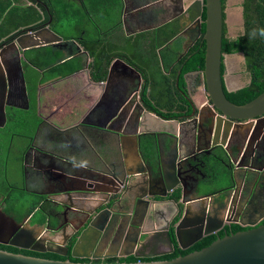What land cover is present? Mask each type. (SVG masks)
<instances>
[{
  "label": "water",
  "instance_id": "1",
  "mask_svg": "<svg viewBox=\"0 0 264 264\" xmlns=\"http://www.w3.org/2000/svg\"><path fill=\"white\" fill-rule=\"evenodd\" d=\"M203 12L205 14L204 20H202ZM128 13V9L125 6L124 16ZM222 13L221 0H192L184 12V15L187 14L188 18H184L185 24L194 23L197 26V38L202 36V42L204 44L203 70H195L184 75L185 79L188 75H198L199 85L197 88L203 92L201 95L202 100H200V97L198 100H195L192 92L188 88L189 95L185 98L187 106L184 107L183 111V115L187 114V117L184 119L179 117L167 120L163 116L149 111L147 107L141 104L138 97V88L144 80L139 71L125 60L115 58L110 62L108 67V78L112 75V71L116 67H119L124 75H130L135 78L136 88L128 90L124 97V104L132 97L135 104L134 112L126 123L125 116L130 105L127 109H123V118H121L119 125L121 126L124 120L126 123L125 132L114 128V115H112L107 123L112 125L111 128L108 126H99V128H106L117 133L119 136H134L137 142L140 140L143 141L148 150L153 148L157 152L159 151L160 161L156 162L152 159H144L142 162V171H138L142 177L132 185V189H138V192H134L135 196L130 203L132 204L130 206L132 208L131 214L136 216L137 211L141 212L146 219L149 218L151 220L150 228L143 229L139 224L136 226L138 231L136 230L132 234L133 238L129 252L97 257L96 259L127 257L132 255L138 261L134 263H75L68 259L64 261L50 260L0 250V264H264V224L257 225L258 219H254L250 223L251 228L248 230L217 238L210 245L184 256H178L175 259L164 261L146 262L141 260L167 255L174 251L175 248L169 233L171 228L174 229L177 247L181 250H186L203 237L212 235L221 229V225L218 223V218L215 214L212 220L209 221H205L202 216H198V220L193 229V224L190 223V219L186 220L183 218V215L174 226L171 225L173 218L179 210L178 203L182 202V204H186V196L192 191V189H187L188 186L189 188L193 187L189 183V176L195 177L197 171H201L206 167L207 162L201 158V154L210 155L212 150L214 151L220 147L231 160L232 153L228 148L229 144L233 145L235 151H239L240 146L247 140L250 133L252 140L254 138L256 139L259 135L262 139L264 136V91L251 101L242 105L232 103L225 95V90L231 93L243 87L241 86L235 89L228 87L226 77L221 73L222 62L225 63L222 57L225 60V57L228 56L222 55L221 52ZM171 19L174 20L177 17ZM170 21H164L155 26L154 29ZM202 25H204L203 34ZM45 33H48L47 39L43 37ZM172 40L168 43H171ZM55 43L63 45L72 44L75 46L74 50L76 54L83 53L87 55L77 41H64L61 36L48 28H45L43 32L30 29V31L17 37L13 45L17 52L20 53V51L36 49ZM50 46L53 47L55 45ZM22 80L24 81V77H22ZM96 83L102 85V82ZM249 83L250 79L247 84ZM207 112L210 114L208 115ZM3 113H5L4 109ZM148 118L159 123L157 128L153 130L147 128L146 121ZM169 124L176 125V127L170 129ZM59 158L65 161L62 157ZM257 159L261 161L260 157H257ZM232 164L234 165L233 162ZM256 171L260 172V170ZM142 174L148 175L151 180H145V177H143L145 175ZM111 178L115 179L121 185L116 175H111ZM235 178V172L233 171L230 176L233 184L235 183ZM88 180L89 178L79 177L78 181L82 185L78 186L75 183L74 185L67 186L65 190L58 193L59 195L64 194L67 197L69 205L59 202L61 205L58 204L59 206H56V216L48 214L43 225L37 223L30 224L34 212L24 218L21 223H18L14 218L6 215L0 208V245L34 253H51L57 256H67L69 253L73 259H88L91 251H97L105 244L109 246L108 244L115 243L119 246L122 238L117 236V231L108 237L102 234L104 222L106 221L103 214L112 213L115 205L126 201L128 203L130 200V196L121 192L119 188H108L106 200L98 204L94 211L88 212L82 225L76 227L73 221H68V224L64 226L59 224V218L66 210L77 213L83 208L80 207L84 200L94 198V195H97L98 190L92 189L94 185L93 183L90 184ZM244 180L246 182H252L253 186L261 185L258 178H250L248 172L244 174L242 181ZM199 183V180H196L194 186H198ZM152 184H155V189L158 192H153ZM176 191L180 193L179 200L172 198V195ZM224 193H217L203 198L209 200L211 197L216 196L221 197L224 200L223 202H226L227 198ZM47 199L50 200L49 197ZM167 200L169 204L175 207L176 213L170 219L165 218L163 224L160 225L158 219L155 217V209L163 206ZM202 200L198 198L192 202L202 205L200 203ZM150 201L157 205L155 209L153 208L151 210L150 206H148ZM141 204H144V206ZM187 205L184 210L185 214L190 211ZM102 207L104 208L101 209ZM203 210L205 213L204 206ZM97 219L102 221L101 225L96 223ZM116 224L121 229L125 228L126 225L120 220L116 221ZM68 226L70 232L66 233ZM184 227L188 228V231L185 229L182 231L181 229ZM190 233L191 235L194 234V236L192 238L189 236L184 241L183 235ZM55 237H58V239H55ZM70 239L75 240L71 246L69 244ZM123 242L125 241L123 240ZM160 245L168 247L169 251L153 252ZM148 249L152 251L147 254L139 252L140 250Z\"/></svg>",
  "mask_w": 264,
  "mask_h": 264
},
{
  "label": "flooded vegetation",
  "instance_id": "2",
  "mask_svg": "<svg viewBox=\"0 0 264 264\" xmlns=\"http://www.w3.org/2000/svg\"><path fill=\"white\" fill-rule=\"evenodd\" d=\"M53 1L56 2L58 0H53ZM126 1L128 3L126 7L129 13L124 16L123 14L124 12L123 2L124 1L122 0L121 1L122 3L121 18H120V27L123 29V31H125L126 35L129 32H131L129 35H136L138 33L140 34L138 30H147L145 32L157 30L158 28L154 29L155 26L163 23L164 21H168V20H171V21L168 23L162 24V26L170 24V23L171 24L176 23V25L178 26V32L172 38L173 40L171 39L172 41L176 40L178 37H180V35H183L185 31L187 30L189 31L187 33H190L191 43L188 47L185 46L186 47L185 51H182L181 53H178L176 55V59L174 60L175 62L173 63L172 67L178 61H180L181 58H184L185 56H187L188 53L198 43V41L201 40V43H203L202 36H199L197 38L198 36L197 26L194 25V23L185 24L184 22V18L188 19L187 14L184 15V12L188 4H190L192 0H126ZM126 1H125V4H126ZM11 2H12L11 4L13 7H18L20 9H24L25 7H28L29 5H34V4H35V7L37 8V4H41L42 10L41 12L39 11V13L42 18H40V20L32 24H29V25L17 26L16 29L12 33L8 34L9 36L8 38H6L3 42L0 41L1 42L0 43V158L4 156L3 159H1L0 171L8 172L10 170L11 172H15V168L14 167L12 168V165L13 163L18 164L19 168L16 165V171H18V173L21 175L22 185L18 187V186H15L14 183L10 184L9 182H7L8 187L12 186L13 189L21 193H30L32 195H37L38 197H41V198L44 197L41 201L43 202V200H45L48 202L47 204H49V207L47 208V213L50 215L56 216L57 214L56 206H59L58 205L60 204L59 202H62L63 204H68V199L64 194H61V195H64V197H61L60 199H55L53 201L48 200L47 197L52 196V195H49L48 192L52 190L63 191L66 189L67 186L74 185L75 183L78 186L82 185V183L79 181H78L79 183L77 182L73 183V179L71 180V182H68V181L63 182L59 179V175L60 174L61 175L71 174L72 171H75V168L80 169L81 167H83L85 170L87 169L90 170V168H88L83 161L78 162L77 160H73L71 157H65L64 155L62 157L65 161L60 160L59 157L61 156L58 153L59 149L55 146V144L58 143L60 138H63V136H66V135L59 136L56 133V131H54L53 129H51L49 132L48 127L46 126V123H44V121L42 120V116H41L43 102L45 99V95L47 93L51 92L55 87L57 88L60 87L61 89H64L65 93L67 94L65 96H57L56 99L54 100L53 107L55 109L56 108L62 109L65 107H69V105L70 106L74 105L73 106L74 110L76 109L75 111L78 112L80 109L79 105L80 106L82 105V103L78 105L80 96L82 97L85 90L88 91L87 83H83V82L78 83V80L81 81L83 77L84 78L88 77L91 81H95L93 80L91 76L93 72L92 65L94 64V58L90 56L89 51L86 50L82 45L81 47L83 51L87 53V55L83 53H79V54L74 53L75 46L72 44L63 45V44H57V43L50 44V45H55L53 47H51L50 45L42 46L36 49L20 51V53H18L15 46L13 45V42L17 37L30 31V29L33 31L43 32L45 28H48L52 30L54 33H56L57 35L59 36L61 35L58 33L57 29H55V24H58V22L55 21L50 11L51 6H52L51 0H11ZM61 2H63L66 6H71V8L73 9L72 16L74 17L73 18L74 21L77 20L78 9L83 10V13L86 12L87 13L86 16L88 17L87 22L90 23L95 29H97L99 34H106L108 30L110 32H114L115 29L117 28L115 24L113 23L114 20L112 19V17L108 19V22H109L107 25L108 30L107 29L103 30V28L99 25L100 21H98V25H97V23L94 21V18L91 17L93 13H88V11L85 8L86 6L91 5L93 3V0H61ZM225 5H226V1H225L224 8H223L224 14H225ZM106 7L110 9L112 5L109 4ZM173 17H177V19L172 20L171 18ZM133 18H135V20L130 25L128 24L125 26L126 19L127 21L130 22ZM159 20L161 21L159 22ZM225 21H226V14H225L224 22ZM2 23H3V20L0 23V26ZM72 27H74V25H72ZM127 30H128V33H127ZM14 34L16 35L13 36ZM47 34L48 33L43 34V37L46 39L48 38ZM61 37L63 38L64 41L67 40L65 39L64 36H61ZM235 37H231V38H235ZM78 38L83 39L82 36L77 37V39ZM110 38H112V36L106 37L103 39H95L96 41H102V45L98 48V52L103 51L102 57L100 58L102 60L104 59L105 56L108 55L109 49L107 47L109 45H108L107 40H109ZM72 40H75V39H72ZM168 42L163 46H166ZM148 44L149 43H146L147 48H148ZM122 45L124 47L126 46L124 42H122ZM160 48H158L157 51ZM41 53H42L43 63L46 62L44 58L47 54L49 55L48 59H50L51 61L47 65L45 66L43 65L42 69H39L34 66L33 61L35 62L40 61L39 55ZM117 54H119L118 57L112 58V55H114V52L113 54L111 53L110 62H112V60L115 58H120L124 60V58H121L120 50H118ZM236 54H232V55H236ZM243 60L245 62L244 56H243ZM70 61L73 63V65H77L78 67L73 70L69 68H67L68 70L52 69L55 66H60ZM110 62H109V65H110ZM224 66H225V72L222 75L227 77L228 72H227L225 63H224ZM108 67H107V76L102 81H95V82H102V84H107L108 91L109 90L115 91L118 89V87L116 86V84L111 83L110 77L113 75V72L115 69H120V68L116 67L112 71V75L109 77L110 78L109 79L108 78ZM245 72L249 79L246 69H245ZM22 77H24V81L22 80ZM125 78H126V84L123 82V85L121 86L124 89V93H125L124 95L127 94L128 90L134 89L137 86L136 80L133 76L128 75V76H125ZM196 78H198V75H190V76H187L186 79L184 78L185 86L184 88L180 89V91L178 92L179 95H181L183 98H187L186 96L189 95V91H188V88H189V90L192 92V95L199 93L200 100H202L201 95L203 92H201L199 88H197L199 85V81ZM67 81L68 83H70V86L67 85ZM247 82L248 81H246L243 84L241 81L242 85L241 84L240 85L244 88L247 85ZM176 83L178 84V79ZM144 84L145 82H143L141 86L138 88V97H139V102L146 107V104L142 100V95H141ZM240 85H236L234 89L238 88ZM71 89L72 91L67 92ZM25 93H26V96H25ZM173 96L174 98L177 99L178 95H176V93H173ZM179 104L177 106H180ZM129 105H130L129 109L134 108L135 104L132 98L129 100L128 105L126 106V109L128 108ZM13 106H18L19 108L13 107ZM186 106L187 104L184 107ZM107 107L110 110V106H108L106 102V98H103V97L101 98V96H98L95 99L90 98V105L86 110L84 109V113H82L83 116L79 119L77 125L75 126L76 129L74 130V132H76L79 135V137L82 138L83 136L80 133V128L81 130H85L87 125L89 126L92 125L91 128L93 127L99 128V126H107L106 120H105V115L107 114ZM181 107H183V105H181ZM34 108H35V111H33ZM3 109L5 113H3ZM56 110H59V109H56ZM33 112H35L37 115V118L34 119V123H35L34 133L28 136H23L22 140L20 141H16L15 139H12L10 143L8 141V136L11 133H13V130L16 127L20 126L21 123L23 122L27 123L28 122L27 115L28 114L30 115L31 113L33 114ZM207 114L209 115L210 113L207 112ZM83 124H86V125H83ZM251 138L252 137L250 133L247 140L240 146L239 151H235V148L233 147V145H230V144L228 145V148L230 149V152L232 153L231 160L227 157L224 150L220 147H218L216 151L215 150L211 151L210 155L211 156L214 155V158L217 159L215 160L213 158L215 160L214 161L215 164L221 165L222 167H225V169H229L230 175L232 174L233 171L235 172V176H236L235 183L233 184L232 180L230 179V182L223 184L220 191L218 192V194L225 192L224 194H225V197L227 198L226 202H223L224 200L221 197H216L214 200V204L216 205V207L214 206L210 208L206 207L205 213L203 210V206L201 205L198 215H195L191 217L190 219V223L193 224L192 229L194 228L195 223L198 220V216L199 217L202 216V218H204L205 221H209V220H212L214 214L218 218V223H220L221 229L212 235H218L221 231H224L225 233L224 236H226V235L234 234L239 231L248 230L249 228H251L250 223L253 222L254 219H258L257 225L264 224V156H260V155H264V136H263V139L260 138V135L256 139L254 138L252 140ZM78 140L79 138L77 136L73 137V141L76 142ZM74 148H79V147L74 146ZM218 150L223 151L224 153L223 157L220 156L219 158V155L217 154ZM205 156L208 157V155L204 153L201 154V158L203 160H205L203 158ZM257 157H260L261 161H258ZM28 158L31 159V163H30V166L27 168L25 166V162H26V159ZM205 161L207 162V160ZM232 162L234 163V165L232 164ZM79 164L81 166H79ZM210 164H211L210 161L207 162L206 167L202 169L201 171H197L195 177L189 176L190 185H194L196 180H199L200 183L208 184L207 182H209L208 180H210V178H208L207 171H208V166ZM256 170H260V172ZM246 172L250 174V178L252 179L254 177L258 178L261 185L253 186L252 182H246L245 180L242 181V178ZM88 182H90V179L88 180ZM87 187H88V184H87ZM122 187H124V185ZM121 192L127 194V196H130V200L128 203L123 202V203H118L117 205H115L113 207L112 213L103 214V217L106 219V221L104 222V228L102 231V234L105 235L106 237L112 235L115 231H117L118 232L117 236L122 238V241L120 242L119 246H117V244L115 243L108 244L111 248L114 247L116 249L111 253L107 252V253L102 254L99 251V249L101 250L104 247H101L97 251L95 250L91 251L88 259H77V260H86L85 263H89V262L108 263L106 262L107 258H103V259H96V258L119 254V253L124 254V253L129 252L131 250L130 245H131L132 238H133L132 234L134 233V231L137 230L136 226L139 224L141 228L143 229L150 228L151 220L149 218L146 219L141 212L137 211L136 216L131 214L132 208L130 206L132 204L130 203H131V200L135 196L134 192L137 193L138 190H133L130 192V191H125L123 188ZM177 192L179 193V191H176L174 195ZM174 195H172L173 199H174ZM212 195H215V194H212ZM212 195H207V196H212ZM179 198H180V193H179ZM3 200H4V197L0 196V208L1 209L5 204V201L3 202ZM105 200L106 198L103 197L102 201L96 203V205L90 208L84 209L81 206L80 208H82L83 210L80 209L81 211H78L77 213H73L72 211L66 210V212H64L60 216L59 224L61 226H64L68 224V221H73V224L76 227L82 225V223H84L88 215V212L94 211L95 208L98 206V204L102 203ZM187 202H190L189 199L186 200V204H182V205L178 204L179 210L176 215L180 214V217H181L182 212H184L185 210V208L183 209V207L184 206L186 207V205L188 204ZM141 205L144 206V204H141ZM167 205H169L168 200L163 206H159L158 208H156L157 205L155 203H152V201H150V203L148 204L151 210L153 208L154 209L156 208L155 217L158 219L160 225L163 224V222L165 221V218L170 219L176 213V209L174 211L175 213L173 215H170V214L165 213L163 209L160 208V207H164ZM38 208L41 209L42 206L39 205ZM38 208L35 211H37ZM103 208L104 207H102L101 209ZM174 218L171 223V225L173 226L179 220L178 219L175 221ZM118 220L126 224L125 228L121 229L117 227L116 221ZM31 222H32V219H31ZM31 222L30 224H33ZM96 223L101 225L102 221L100 219H97ZM233 226L239 227L240 230L233 232L232 230ZM181 230L183 231L184 229L182 228ZM169 233L172 238V242H173L175 249L173 252L167 255L173 254L177 247V243H176L175 236H174V229L171 228ZM189 236L190 238H192L194 234L191 235L190 233L188 235L187 234L183 235V240L185 241L186 238L187 239L189 238ZM123 240L125 242H123ZM72 241L75 242V240H71L69 241V244ZM109 249H106V250H109ZM151 251L152 250L148 249V250H140L139 252L147 254V253H150ZM168 251H169V248L164 247L162 245H160L157 249L153 250V252H156V253L168 252ZM39 254H46V253H39ZM131 256H127V257H131ZM163 256H166V255H163ZM61 257H63L64 260L73 259L72 257H70L69 253L67 256H61ZM127 257H117V258H127ZM141 260L143 261L145 259H141Z\"/></svg>",
  "mask_w": 264,
  "mask_h": 264
},
{
  "label": "trees",
  "instance_id": "3",
  "mask_svg": "<svg viewBox=\"0 0 264 264\" xmlns=\"http://www.w3.org/2000/svg\"><path fill=\"white\" fill-rule=\"evenodd\" d=\"M226 0H221L222 10L224 8ZM118 0H93V3L89 6H86L88 13H96L102 10V13L105 14L106 21L112 17L114 20L115 8L117 6ZM11 0H0V23L3 20V23L0 26V38L12 33L17 26L20 25H29L38 20H40L42 6L37 4V8L34 5L20 9L18 7L11 8ZM51 13L55 21L59 23L61 19H67L70 21V16L72 14L71 6H66L61 0L53 1L51 0ZM111 4L112 7L108 9L106 6ZM114 7V14L112 13ZM242 20H243V32L235 38H230L227 36V28L224 22L225 14L222 13V44L221 52L222 55H232L236 53H242L245 59V69L248 73L250 83L247 84L244 88L237 90L236 92H227L225 90V95L229 101L234 104L242 105L247 103L257 97L264 91V38L259 35L255 39L249 37V33L253 29L264 28V0H242ZM9 9V10H8ZM78 9L77 20L70 23V28L75 30V34L66 39L72 38L78 41L86 50L89 51L90 56L94 58V64L92 65L93 72L91 74L93 80L102 81L107 75V67L111 59V53L113 54L114 49L121 51V58L126 59L127 63L136 68L141 74L145 84L142 88V100L145 102L148 110L157 113L158 115L163 116L167 120L176 119L178 116L183 113V107L187 104L185 98L179 95L180 89L184 88V74L195 71L203 70L204 67V44L201 43V40L195 45V47L188 53L187 56L181 58L169 71L168 74H165L160 65V60L157 55V49L165 45L170 41L178 32V26L175 24L164 25L157 30L144 32L138 34L136 37L128 36L122 38L121 43L116 47V42H108V55L104 59L102 57L103 51L98 52V48L102 45V41H96L93 37L90 36L88 30L84 31L83 39H77L81 36V31L86 30L84 24L87 23V13L81 12ZM5 16V17H4ZM205 19V14H202V20ZM83 20L85 23H83ZM13 21V22H12ZM74 25V27H72ZM96 30V29H95ZM97 32V30H96ZM204 32V25H202V34ZM14 34L13 36H15ZM122 42L126 44L124 47ZM148 44V48L146 47ZM144 48H147L145 50ZM107 50V49H106ZM144 50L145 52H141ZM124 51V52H123ZM48 54L45 56V63L42 62V53L39 55L40 61H33L35 67L42 69V66L47 65L51 60L48 59ZM175 56V55H174ZM224 60V57H222ZM136 61V62H135ZM69 69L73 70L76 68L73 63H70ZM225 66L222 62L221 73L224 74ZM178 79V84L176 83ZM225 88V87H224ZM173 93H176L177 99L174 98ZM180 103V104H179ZM180 106H177V105ZM183 105V107H181ZM177 106V108H176ZM182 118H186V115H180ZM217 150V149H216ZM215 150V151H216ZM217 154L223 157L224 153L222 150H218ZM207 162H211L208 166L207 175L210 178L209 183L224 184L228 183L225 181H230V170L225 169L221 165L215 164L214 161L217 160L214 158V155H208V157H203ZM215 160H214V159ZM0 183V196L4 197L3 202L5 201L2 211L15 219L16 222L20 223L23 218L28 217L30 214L35 212V210L40 205L41 200L44 198L38 197L31 200H24L23 197L30 193H21L13 195L15 189L12 186L3 183L1 187ZM12 189V191H11ZM3 190V191H2ZM176 200L179 199V193L177 192L174 195ZM44 201V200H43ZM42 205V208H38V212L42 213L40 219L37 220V224H45L47 208L49 207L48 202ZM25 208V209H24ZM48 214V213H47ZM44 215V216H43ZM178 220V219H176ZM33 223V222H31ZM233 232L239 231L240 228L237 226L232 227ZM225 235L224 231H221L218 235H209L204 237L201 241L193 245L187 250H180L176 247V250L173 254L156 257L152 259H145L143 261H164L172 260L178 256H184L190 252L200 250L208 245H210L214 240ZM74 240V239H72ZM72 241L70 243H73ZM0 250H4L14 254H23L31 257L44 258L50 260L64 261V258L57 256L51 253L39 254L30 251H24L16 249L10 246L0 245ZM71 262H85L86 260H77L70 259ZM138 259L134 257L127 258H110L107 259L108 263H134Z\"/></svg>",
  "mask_w": 264,
  "mask_h": 264
},
{
  "label": "crops",
  "instance_id": "4",
  "mask_svg": "<svg viewBox=\"0 0 264 264\" xmlns=\"http://www.w3.org/2000/svg\"><path fill=\"white\" fill-rule=\"evenodd\" d=\"M121 1L122 0H118L117 2V6L115 8V14H114V7L112 11V13L114 14V18H115L113 23L117 27L115 31L110 32L107 27L109 22H105V26L107 27L108 32L106 34H99L98 30L96 29L97 32L95 30L94 35H93V36H96V38L93 37L94 39H103V38L112 36V38L107 40V42H116V47H118L121 43L122 38H126L128 36L135 37L136 35L139 34L138 33L136 35H129L131 32L128 33V30H127V33H128L127 34L128 36H127L125 31H123V29L120 27L121 7H122ZM127 4L128 3L126 1V4L124 3V7L127 6ZM11 8H13L12 4H11ZM134 20L135 18H133L129 22L126 19L125 26L128 24L130 25ZM160 21L161 20H159V22ZM99 25L103 28V30H106V28H104V24L102 23V21L99 22ZM145 31L147 30H138V32L140 33L142 32L144 33ZM187 32L189 31L188 30L185 31V33L183 35H180V37H178L176 40L171 41V43H168L166 46H163L158 51H156L159 57V60H160L161 69L165 74H168L170 68L175 62L174 60L176 59V55L178 53H181L182 51H185V48H186L185 46L188 47L190 45L191 43L190 33H187ZM83 35H84V32L81 33V36ZM8 37H9L8 35H5L0 38V41L3 42ZM67 40H72V38H69ZM112 51H114V55H112V58L118 57L119 55L117 54L118 50L114 49ZM171 51H174V53H171ZM74 53H76L75 50H74ZM70 63L72 62L71 61L66 62L60 66H55L52 69L68 70L67 68H69L68 65ZM75 66L76 68L78 67L77 65ZM226 69L228 72V76L226 77V82H227L228 87L234 88L236 85H240V84L242 85L241 79H240L241 74L239 73L238 75H236L234 68L231 67V64L226 65ZM194 75H197V74H194ZM125 76L126 75L123 74L121 69L114 70L113 75L110 78H111V83L116 84V86L118 87V89L115 91H110V90L108 91L107 84H102V85L97 84L95 81H91L88 77L86 78L83 77L81 81L78 80V83L83 82V83H87L88 85V91L85 90L82 97L80 96L78 105L81 103L82 105L81 106L79 105L80 109L78 112L75 111L76 109L74 110L73 108L74 105L73 106L69 105V107H65L62 109L56 108L59 110H56L53 107L54 100L56 99L57 96H65L67 94L65 93L64 89H61L60 87L59 88L55 87L51 92L45 95V99H44L43 107H42V114H41L42 120L44 121V123H46V126L48 127L49 132L51 129H53L54 131H56V133L59 136L66 135V136H63V138H60L58 143L55 144V146L59 149L58 153L60 154L61 157L64 155L65 157H71L73 160H77L78 162L83 161L86 164V166L90 168V170L89 169L85 170L83 167L80 168L81 170L78 168H75V171H72L71 174H62V175L60 174L59 179L63 182L65 181L71 182V180L73 179V183L75 182L79 183L78 182L79 177L89 178L90 182L93 183L94 185L93 189L98 190L97 195L95 194L94 198H87V200H84V202H82L83 204H81V206L84 209L90 208L96 205V203L103 200V197L106 198L107 189L110 187L119 188L121 190L124 188V190H128L130 192L133 190H138V189H132V185L134 182L140 180V177H142L138 171L139 170L142 171L143 160L152 159L156 162L160 161L159 151L157 152L153 148L148 150L144 142L141 140L137 142L134 136H131V137L119 136L117 133L107 130L106 128L105 129L98 128V127L91 128L92 125L90 126L87 125L85 130H81L80 128V133L83 136L82 138L79 137V135L76 132H74V130L76 129L75 126L77 125L79 119L83 116L82 113H84V109L86 110L90 105V98L95 99L98 96H101V98L102 97L106 98V102L108 106H110V110L107 107V114L105 115L106 125L110 128L112 127L111 124H107V123L111 119L112 115H114L115 116L114 128L119 129L122 132L126 131L125 125L127 123L128 118L132 117L134 108L129 109L127 111L126 116H125L126 123L123 120L122 125L120 126L119 122L121 118H123V112H124L123 109L126 108L129 102V100H127V102L124 104V97H125L124 94L125 93H124V89L121 87L123 85V82L126 84ZM236 76H239L237 80L235 79ZM196 79L199 81V77ZM67 85L70 86V83H68V81H67ZM70 91H72V89L67 92H70ZM193 97L195 98V100H198L199 93L193 94ZM181 115H183V113ZM179 117H182V116H179ZM146 124H147V128L151 130L157 128V126L159 125V123H156L155 121H152L151 119L149 120V118L146 121ZM83 125H86V124H83ZM175 127L176 125L169 124L170 129H174ZM75 136L79 138V140L76 142L73 141V137ZM74 146H78L79 148H74ZM3 157L4 156L0 158V163ZM30 163H31V159L29 158L26 159L25 166L28 168L30 166ZM79 166L81 165L79 164ZM111 175H116L119 178L121 185L123 184L124 187H122L123 185L122 186L119 185V183L116 182L115 179H112ZM142 175H145V174H142ZM143 177H145L144 178L145 180H148V181L151 180L148 177V175H145ZM134 178L136 179L134 180ZM6 181L7 180H5L4 177L0 178V183L5 184L7 183ZM225 182H230V181L228 180ZM207 183L208 184L204 183L205 185L203 183H199L198 186L193 185L192 188H189V186L187 187L188 190L192 189V191L189 192V194L186 196V199H185V200L189 199L190 201V202H187L188 203L187 206L190 208V211L189 213H186V214L182 212L183 218H185L186 220L191 219V217L198 215L199 213L201 204L195 203V202L193 203L192 201H194L195 199H198V198L203 199L202 202L200 203H202V206H205V208L206 207L210 208L212 206L216 207V205L214 204V200L216 196L211 197L209 200L204 199L203 197L218 193L222 187V184H218L217 186H212L213 183L212 184L209 182ZM152 189H154L153 190L154 193L158 192V190L155 189V184H152ZM58 192L60 193L61 191L59 190L49 191L48 194L52 195L49 197L50 200L60 199L61 197H64V195L59 196ZM125 203H127V201ZM178 204L182 205V202H179ZM160 208L163 209V211L167 214L173 215L175 213L174 212L175 207H173V205L171 204L164 206V207H160ZM184 208L185 206L183 207V209ZM180 218H181L180 214H178L175 216L174 219L176 221V219H180ZM188 228L191 229L190 226H188ZM188 228L184 227L183 229L188 231ZM69 232H70V228L68 226V228H66V233H69ZM55 239H58V237ZM103 247L104 248H102L101 250L99 249V251L102 254L107 253V252L111 253L116 249L114 247L111 248L110 246H106V245H104ZM106 249H109V250H106Z\"/></svg>",
  "mask_w": 264,
  "mask_h": 264
},
{
  "label": "rangeland",
  "instance_id": "5",
  "mask_svg": "<svg viewBox=\"0 0 264 264\" xmlns=\"http://www.w3.org/2000/svg\"><path fill=\"white\" fill-rule=\"evenodd\" d=\"M241 2L242 0H226V5H225L226 21L225 23H226V28H227V36L230 38L235 37L243 32ZM79 11L81 12V14L83 13V10H79ZM91 17L94 18V21L97 23V25H98V21H102V23L104 24V28L107 29V27L105 26V22H108V21H106L105 14L102 13V10L100 12H96L92 14ZM73 18L74 17L71 14L69 18L70 21H68L67 19H61L58 24H55V29H57L58 33L61 36L69 37L75 34L76 29L72 30L70 28V23L75 22ZM83 23H85L84 20H83ZM84 27L86 28V30H82L81 33L88 30L90 36H92V34L95 32V28L88 22L84 24ZM144 49L147 50V48H144ZM141 52H145V51L141 50ZM172 53H174V51H172ZM224 61H225V65L231 64V67L234 68L236 75H238L239 73L241 74L240 79L243 84L249 80L245 72V62L243 60L242 54L228 55L225 57ZM238 78L239 76L235 77L236 80ZM33 111H35V108L33 109ZM36 118H37V115L35 112H33V114L31 113L30 115L28 114L27 115L28 122L27 123L23 122L20 124V126L16 127L13 130V133H11L8 136V141L10 143L12 139H15L16 141H20L22 140L23 136H28V135L33 134L34 126H35L34 119ZM16 165L19 168V165L16 163H13L12 165V168L13 167L15 168V172H11L10 170L8 172L0 171V178L4 177L5 180H7L6 182H9L10 184L14 183L15 186L20 187L22 185V179H21V175L18 173V171H16ZM217 185L218 184L216 183L212 184V186H217ZM2 186H3V183L1 184V187ZM12 193L13 195L19 194L18 191L16 190H14ZM23 198L24 200H31L35 198V196L27 194ZM45 204H46L45 200L43 202L41 201L40 206L45 205ZM47 215L48 214L46 213V216ZM41 216H42V213L35 211L32 217L33 224H35L37 220L40 219Z\"/></svg>",
  "mask_w": 264,
  "mask_h": 264
},
{
  "label": "clouds",
  "instance_id": "6",
  "mask_svg": "<svg viewBox=\"0 0 264 264\" xmlns=\"http://www.w3.org/2000/svg\"><path fill=\"white\" fill-rule=\"evenodd\" d=\"M257 35H259L260 37L264 38V28H261V29H253L249 33V37L251 39H255Z\"/></svg>",
  "mask_w": 264,
  "mask_h": 264
}]
</instances>
